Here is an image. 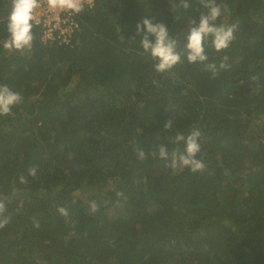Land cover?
I'll return each mask as SVG.
<instances>
[{
	"label": "trees",
	"instance_id": "trees-1",
	"mask_svg": "<svg viewBox=\"0 0 264 264\" xmlns=\"http://www.w3.org/2000/svg\"><path fill=\"white\" fill-rule=\"evenodd\" d=\"M188 2L95 0L64 41H45L34 24L21 55L2 48L11 0H0V84L23 97L0 117L10 217L0 264H264V0H218V23L236 24V39L206 52L217 65L227 55L229 68L212 77L182 59L157 73L136 24L154 17L182 46L188 21L206 11ZM193 127L203 172L150 155L161 144L183 151L169 137Z\"/></svg>",
	"mask_w": 264,
	"mask_h": 264
},
{
	"label": "clouds",
	"instance_id": "clouds-1",
	"mask_svg": "<svg viewBox=\"0 0 264 264\" xmlns=\"http://www.w3.org/2000/svg\"><path fill=\"white\" fill-rule=\"evenodd\" d=\"M47 7L53 11L66 13L68 16H75L81 13L85 7V0H43ZM177 7L189 8L188 0H176ZM203 11L198 18L193 17L188 21L187 30L184 33L183 44L170 34L168 27L162 22H155L154 17H145L136 24V36L140 37V45L143 52L147 54L153 63V68L157 73L170 72L174 66L186 59L190 64H199L204 71L211 73L215 77L219 71L230 67L229 57L224 55L219 64L208 62L206 47H210L217 52L226 50L236 39V24L218 23L223 13L227 12V6L218 3V0H196ZM42 6V0H11V7L6 17L7 37L2 42V48L9 53H31L36 39L33 29L36 19L35 13ZM134 36V37H136ZM133 37V38H134ZM255 79V78H254ZM155 83V81H154ZM23 102L22 95L14 91L7 84H0V117H7L13 114V108ZM173 120L170 117L164 123L165 131H173ZM201 132L193 127L190 133L185 136L176 132L170 136L171 143L184 145L183 151L179 147L169 152L168 148L161 144L158 150L150 153L153 158L157 156L167 162V166L172 169L188 168L191 172H203L206 164L202 158H198L201 151L199 137ZM137 158L141 161L146 159V153L142 148L134 149ZM28 175L35 178L38 167L28 168ZM20 183H26L25 176L19 177ZM122 193H117V196ZM5 198L0 199V229H4L10 222V217L6 215L7 209ZM90 211H98L95 201L90 202ZM61 216L68 217L69 213L65 207H58ZM34 226L39 228V222L33 219Z\"/></svg>",
	"mask_w": 264,
	"mask_h": 264
},
{
	"label": "built area",
	"instance_id": "built-area-1",
	"mask_svg": "<svg viewBox=\"0 0 264 264\" xmlns=\"http://www.w3.org/2000/svg\"><path fill=\"white\" fill-rule=\"evenodd\" d=\"M94 2L95 0H85V4L88 6H93ZM35 16L34 24L43 27L45 41L48 39L64 41L62 36L72 35L78 25L75 16H68L58 10L53 11L47 7L43 0L42 6L37 9Z\"/></svg>",
	"mask_w": 264,
	"mask_h": 264
}]
</instances>
